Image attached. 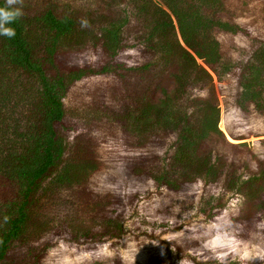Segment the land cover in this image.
<instances>
[{
	"label": "trees",
	"instance_id": "obj_1",
	"mask_svg": "<svg viewBox=\"0 0 264 264\" xmlns=\"http://www.w3.org/2000/svg\"><path fill=\"white\" fill-rule=\"evenodd\" d=\"M96 1H85L82 11L77 3L58 11L49 0H24L23 15L12 25L16 35H0V264H42L59 239L97 246L123 237L117 210L133 201V189L150 184L193 199L199 180L222 182L242 197L227 218L234 237L242 241L264 230V157L245 173L211 143L242 145L229 143L217 128L218 94L225 95L227 75L236 74L237 94L252 104L248 118L264 121V28L259 33L248 20V0H232L246 20L236 33L251 40L240 72L209 37L224 23L203 12L224 10L228 0H193L192 6L183 0H126L133 4L128 14L122 0L92 8ZM252 2L264 26V0ZM80 14L99 25L88 48L95 56L90 63L82 61L88 49L80 46L86 36L77 30ZM122 27L128 37L135 35L133 65L114 64L123 47ZM90 76L101 80L64 100L75 82ZM223 104L226 132L244 138L232 124L227 100ZM70 119L85 130L68 145L62 128ZM110 142L125 167L108 165L103 145Z\"/></svg>",
	"mask_w": 264,
	"mask_h": 264
},
{
	"label": "rangeland",
	"instance_id": "obj_2",
	"mask_svg": "<svg viewBox=\"0 0 264 264\" xmlns=\"http://www.w3.org/2000/svg\"><path fill=\"white\" fill-rule=\"evenodd\" d=\"M49 1L58 11L65 9L66 3H77L74 6L82 11L86 7L84 2L87 0ZM104 1L97 0L96 6L92 8L104 7ZM183 2L190 6L194 1L183 0ZM235 2L228 0L224 10L212 8L203 12L224 23V28L220 32L214 30L215 33L209 37L216 39L220 50L224 53L223 57L231 58L240 72L245 68L247 47L250 46L251 40L239 32V34L236 33L240 31L246 20L239 14L238 6H234ZM119 5L128 6L127 14L133 7V4L126 0H122ZM163 7L167 9L166 6L163 5ZM230 9L234 10L230 11ZM258 9L256 2L248 0L245 10L247 12L252 10L248 20L259 33H263L264 26L262 20L260 21ZM81 14L78 15L77 30H84L86 36L80 38L83 40L80 46L88 49L91 42L97 40L96 33L99 25L96 22L90 25L88 17ZM83 20L87 21L86 27L81 26ZM94 20L98 21V19ZM173 20L176 24L174 17ZM175 27L178 29L177 25ZM211 28H208L205 33H209ZM127 34L128 32L122 27L120 40L123 47L114 58V64L133 65L135 63L139 51L131 44L135 35L131 33L128 37ZM82 57V61L87 60L89 63L95 60L91 49H88ZM98 80H101L99 76H90L75 82L64 100L72 99L77 91L92 87ZM106 80L107 77H102L103 82ZM238 81L236 74L227 75L224 78L225 95L218 94L220 112L217 128L225 135L229 143L242 145L234 148L225 142L218 144L212 140L211 143L214 144L213 149L216 153L222 155L223 158L232 157L247 173L256 170L259 159L264 157V141H257L264 138V121L255 117L256 120L252 122V119L248 118L247 109L252 104L237 94ZM218 85L217 80H214V87L217 88ZM200 95L205 96L206 92L200 91ZM224 100H227L229 105L232 124H236L246 134L244 138L233 139L226 132ZM84 130V126L76 123L75 119H70L65 122L62 134L69 145L74 136ZM253 131L261 135L254 136ZM170 144H173V141H168L163 150L169 148ZM113 145V142L104 144L105 152H103V147L101 152L105 154L103 155L109 166H117L121 169L125 165L111 151ZM205 146L206 144L202 146V150ZM209 150L208 145L204 152ZM245 173L242 172L243 175ZM195 187L196 197L193 199L176 192L168 193L163 186L157 187L153 184L137 191L133 189L135 192L133 201L129 203L125 200L126 203L117 210L125 229L123 237L110 239L97 246L72 244L59 239L44 253L42 264H264V235L260 233L264 230L258 229L257 233L249 235L246 240L243 238L242 241L237 240L230 230L227 218L242 200L239 190H227L222 182L215 186L205 185L204 180H199ZM124 192L127 193L128 189H124ZM214 204L217 205L211 208ZM262 228H264V222ZM30 252L31 250L29 252L24 250L22 253Z\"/></svg>",
	"mask_w": 264,
	"mask_h": 264
},
{
	"label": "clouds",
	"instance_id": "obj_3",
	"mask_svg": "<svg viewBox=\"0 0 264 264\" xmlns=\"http://www.w3.org/2000/svg\"><path fill=\"white\" fill-rule=\"evenodd\" d=\"M24 0H5L4 5L0 6V35L13 38L16 35L15 28L12 26L23 15ZM81 26L86 27L87 21H81ZM8 217L5 216V222Z\"/></svg>",
	"mask_w": 264,
	"mask_h": 264
}]
</instances>
